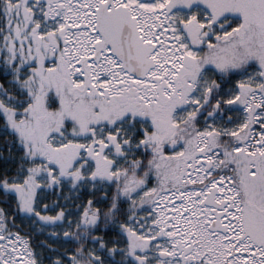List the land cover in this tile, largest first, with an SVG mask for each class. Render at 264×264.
<instances>
[{"label":"snow or ice","instance_id":"obj_1","mask_svg":"<svg viewBox=\"0 0 264 264\" xmlns=\"http://www.w3.org/2000/svg\"><path fill=\"white\" fill-rule=\"evenodd\" d=\"M0 264H264V0H0Z\"/></svg>","mask_w":264,"mask_h":264}]
</instances>
